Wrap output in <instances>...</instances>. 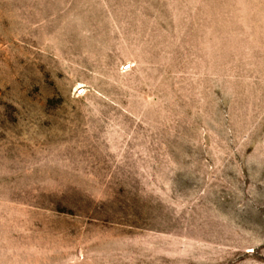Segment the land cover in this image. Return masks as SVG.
Segmentation results:
<instances>
[{
  "label": "rangeland",
  "instance_id": "374dc122",
  "mask_svg": "<svg viewBox=\"0 0 264 264\" xmlns=\"http://www.w3.org/2000/svg\"><path fill=\"white\" fill-rule=\"evenodd\" d=\"M0 264H264V0H0Z\"/></svg>",
  "mask_w": 264,
  "mask_h": 264
}]
</instances>
